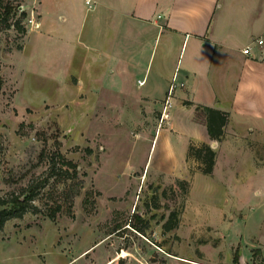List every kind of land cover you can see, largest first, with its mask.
I'll return each instance as SVG.
<instances>
[{
	"label": "rangeland",
	"instance_id": "rangeland-1",
	"mask_svg": "<svg viewBox=\"0 0 264 264\" xmlns=\"http://www.w3.org/2000/svg\"><path fill=\"white\" fill-rule=\"evenodd\" d=\"M3 1L17 6L15 16L25 12V31L0 25V194L41 174L44 153L55 150L75 162L82 183L71 216L26 211L7 219L0 264L264 263V134L234 136L221 153L206 142L215 166L201 173L185 159L180 134L194 133L193 107H179L177 93L160 122L165 95L106 97L112 105L84 108L66 87L72 77L33 46L37 1ZM48 186L37 205L58 197ZM86 190L92 204L84 207ZM170 211L176 223L164 230Z\"/></svg>",
	"mask_w": 264,
	"mask_h": 264
},
{
	"label": "crops",
	"instance_id": "crops-1",
	"mask_svg": "<svg viewBox=\"0 0 264 264\" xmlns=\"http://www.w3.org/2000/svg\"><path fill=\"white\" fill-rule=\"evenodd\" d=\"M36 1L33 46L72 77L66 87L84 108L112 105L113 96L162 97L171 84L179 107L227 114L215 140L192 110L194 133L180 134L186 144L208 142L221 153L234 136L264 134V45L252 41L264 33V0Z\"/></svg>",
	"mask_w": 264,
	"mask_h": 264
},
{
	"label": "trees",
	"instance_id": "trees-1",
	"mask_svg": "<svg viewBox=\"0 0 264 264\" xmlns=\"http://www.w3.org/2000/svg\"><path fill=\"white\" fill-rule=\"evenodd\" d=\"M0 25L3 27L12 26L17 32L25 31L21 19L25 16L23 10H19L16 14L17 6L12 5L9 1L0 0ZM188 103V102H187ZM193 119L204 124L206 133L210 139L219 140L222 136L223 126L227 121V114L224 111L213 107L195 104L193 106ZM47 165L46 169L31 178L26 185L18 191H8L0 194V228L3 223L12 217H20L24 212L31 211L43 212L49 219H54L56 214L64 212L72 215L71 203L74 195L78 193L82 179L78 176V171L74 161L66 158L58 150L45 152ZM192 158L197 162V168L201 173L209 174L212 170L215 159L214 149L204 141H188L185 148V159ZM64 182L65 184L57 190L55 185ZM46 194L51 191L57 192L58 197L45 199L43 205H37L34 200L38 196L39 191L44 189ZM90 191H84L82 203L85 207L87 204L91 206L92 198L87 196ZM45 195V194H44ZM48 197V196H47ZM176 216L173 211L169 212V216L162 222L164 230L173 227L176 223ZM232 262L238 261L236 253L232 255ZM264 264V263H255Z\"/></svg>",
	"mask_w": 264,
	"mask_h": 264
},
{
	"label": "built area",
	"instance_id": "built-area-1",
	"mask_svg": "<svg viewBox=\"0 0 264 264\" xmlns=\"http://www.w3.org/2000/svg\"><path fill=\"white\" fill-rule=\"evenodd\" d=\"M253 42H255V44L257 45H264V33L263 34H260L256 37H254L252 39ZM241 52L244 53V54H248L249 52V45L246 44L244 45L242 48H241ZM171 88H172V85L170 84L166 90V93H165V96L163 98V103H162V108L160 110V117H159V122L162 121L163 119H166L168 117V113L166 111V106H168V96L170 95L171 93Z\"/></svg>",
	"mask_w": 264,
	"mask_h": 264
}]
</instances>
